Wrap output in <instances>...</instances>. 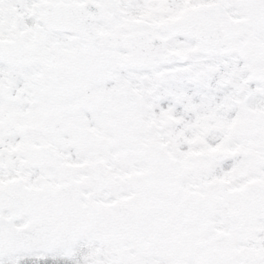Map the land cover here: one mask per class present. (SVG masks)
<instances>
[{
    "label": "snow or ice",
    "instance_id": "1",
    "mask_svg": "<svg viewBox=\"0 0 264 264\" xmlns=\"http://www.w3.org/2000/svg\"><path fill=\"white\" fill-rule=\"evenodd\" d=\"M0 264H264V0H0Z\"/></svg>",
    "mask_w": 264,
    "mask_h": 264
}]
</instances>
